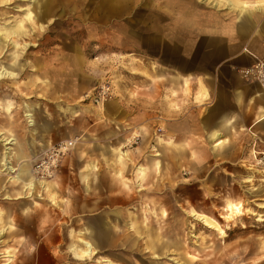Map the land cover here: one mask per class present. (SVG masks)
Instances as JSON below:
<instances>
[{"label":"rangeland","instance_id":"obj_1","mask_svg":"<svg viewBox=\"0 0 264 264\" xmlns=\"http://www.w3.org/2000/svg\"><path fill=\"white\" fill-rule=\"evenodd\" d=\"M178 1L190 2V17L184 18L178 13L180 18L174 19L167 11L156 9V4L159 6L162 0H109L106 14L103 0H0V71L3 66L10 68L11 55H16L12 68L16 75L12 78L0 77V128L15 139L16 145L7 147L19 148L23 160H27L18 162L19 157L14 150L10 152L16 153L10 158L11 165L17 168L19 163L29 164L30 174L36 179L32 169L46 150L42 151L45 146L49 148L61 141H75L83 135L90 137L99 117L98 107L85 99L104 81L112 85V99L119 101L122 107L121 115L114 123L118 128L123 126L120 130L122 144L111 146L120 148L119 153L127 152L133 160V165L128 163L123 170L125 180L135 177L134 167L141 165L147 154L154 153L151 146L156 144L157 137H170L168 126L171 123L180 129L175 137L177 142L188 140L192 149L201 150L198 142L204 138L206 131L200 129V122L195 116H189V120L181 123L172 122L171 111L175 109L180 117L183 113L195 115L205 111L206 101L202 108L195 106L199 105L193 100L198 85L190 84L186 93L178 82L172 91L170 79L179 74L174 71L178 66L198 65L203 52L199 44L207 40L211 43L219 41V20L227 23L228 31L234 32L235 13L225 8L215 9L205 0L201 1L208 3ZM216 5H219L217 0ZM23 9L30 10V20L23 17ZM21 20L25 35L4 34L7 28ZM255 34L250 43L258 42L264 52V39ZM235 37L236 41H228L227 55L232 59L227 64L235 67L234 72L242 83L251 86L248 95L244 96L245 104L248 98L264 88L257 80L242 77L244 74L241 71L264 64V56L251 62L243 55L237 57L247 37ZM14 41L18 43L16 47ZM205 52L206 55L212 54L208 50ZM129 54L141 61L143 69L149 72L155 70L157 77L145 80L142 76L132 75L130 68L133 67L127 58ZM38 78L46 79L47 86L38 82ZM140 99L146 100L147 104H140ZM156 100H159L157 107ZM27 107L31 110L34 125H29V119L25 117ZM255 110L250 111V105L244 107L243 114H246L247 120L240 129L235 125L237 133L228 138L230 145L238 146V150L243 148L237 156L227 161L213 157L201 162L192 160L191 166L188 165L189 153H185L183 160L163 159L164 165L176 166L172 175L173 184L169 182V176H152L143 184L144 191L133 189L131 197L136 204L129 202L131 193L125 189L127 185L124 184L123 188L120 179L112 175L113 169L120 168L115 163L113 151L100 154L102 166L97 161H85L94 162L99 174L110 172L112 176L109 177L114 180V197L124 200V210H138L141 208L138 203L146 199L147 204L152 202V198L166 201L163 208L168 214L161 220L157 215L147 221L155 228L161 227L162 241L167 246L159 244L156 254L146 249V236L136 249L129 251L130 258L126 257L128 250L123 248L102 249L92 259L80 263L100 264L109 258L110 262L118 264L120 258H126V261L121 259L122 264H137V258L138 262L140 260L138 264H264V123L249 127L257 118L258 114H253ZM99 131L106 134L107 129L104 130L102 125ZM132 131L139 135V141L127 147L125 140ZM80 140L63 157L51 178L40 180L56 182L60 198L71 199L75 206L83 196L76 181L81 164L75 163L74 154ZM157 147L159 152L169 155L166 148L158 144ZM3 148L0 142V210L3 214L0 264L6 262L7 255L11 256L10 264H43L42 260L46 257L38 254V248L43 244L31 247L32 244L27 243V240L33 242L27 238L28 227L45 237V246L51 249L58 264H77L70 241L76 240L80 231L84 232L79 230L82 226L79 221L85 218L77 215L82 212L74 209L71 214H65L58 210L55 189L37 186L28 196V191H23L21 185L11 181L14 175L3 171ZM251 150L255 151L251 153ZM188 166L190 170H186ZM39 201L50 211L47 221L42 220L40 224L32 219V224L27 225L26 218L29 217L21 210L33 213L40 207ZM9 202L19 203L21 209L13 207V220L9 216L10 210H2L10 208ZM228 204L240 205L242 215L229 216ZM192 211L211 220L217 228L205 227L202 221L197 220L198 216L192 217ZM16 229L21 231L17 233ZM54 235L60 240L58 245L50 240ZM141 236L144 237V234ZM130 237L133 241L135 234ZM75 248L79 250L81 244Z\"/></svg>","mask_w":264,"mask_h":264},{"label":"crops","instance_id":"obj_2","mask_svg":"<svg viewBox=\"0 0 264 264\" xmlns=\"http://www.w3.org/2000/svg\"><path fill=\"white\" fill-rule=\"evenodd\" d=\"M199 1L201 3L210 2V4L215 9L225 8L235 13V27L233 30L234 32H232L231 30L228 31L227 23L219 20V41L211 43L209 42V40H207V42L199 44L198 47H200V50L203 52L200 54L201 57L198 65H180L178 66L179 68L174 71L177 72V74H183L184 76H179V74L173 75L170 79L172 91L174 88H176L175 83L178 84V82L180 88L186 93H188L190 89V84L193 85L195 83L196 85H198V90L196 91V94H194L193 100L199 105L195 106H199L202 108L203 102L206 101L205 111L201 113H195V115L194 113H191L192 115L183 113V115L180 117V113L174 111L175 109L171 111L172 122L175 121L181 123L183 121H187V119L189 120V116L196 117V120L200 122V129L203 128L206 131V135L204 136V138H200L198 142V145H200L202 149L198 152L192 149V145H190V142L188 140L177 142L175 140V137L180 133V129L175 123H171L168 126L171 133L170 137L166 139L161 138L162 136L157 137L156 144L154 146H151V151L154 153L147 154L144 157L143 163L138 167L135 166L136 168L134 167L135 170L133 174L135 177H133L131 180H125L122 175L123 170L128 163L133 165V160L130 156H128L127 152L126 154L129 160L122 158L119 154L120 148L114 149L111 146L115 144H122L120 142V140L122 141V139H120V130L123 129V126L121 125V128H118V126L114 125V123H116L117 121L116 119L121 115L120 111L122 107L119 101H114V99H112L111 101H108V103H106L102 108H98L97 111L99 117H97V121L93 125L95 126V128L92 130V132H90V137L83 135L80 138L81 140L77 138L74 139L75 141L80 140L74 154L76 157L75 163L78 165L81 164V168L78 170L76 178L78 186L83 193V196H81V202L75 206L74 202H72L71 199L60 198L57 183H52L54 184L55 190H57L58 193L56 197V202L58 203L57 209L61 210V212L65 214H71L74 209L82 212V214H77L79 215L78 217L85 218L84 220L80 219L79 223H82V226L79 230L90 231L94 233L95 240L96 238L98 239L96 240V243L98 245V252L102 249L114 250L123 248L125 250H128L126 252H128L129 255H125L126 257L130 258L129 251H133L134 249H136L137 244L143 238L146 239L147 233L154 234L153 236H155V234L157 233L160 237L162 235V233L160 232L161 227L155 228L156 226L149 225L147 220L152 217L156 218L157 215H159V220H161L165 215L168 214L167 210L163 208L166 205V201L156 200L154 198L150 199L152 202H150L149 204H147V199L144 201H140L138 204L141 205V208H137L138 210H124V200L114 197V180L111 179L109 175H113L115 178L120 179V184L123 188H125L124 184L127 185L125 189L127 190V192L131 193L129 196V202L131 203L134 201L131 197V195L133 194V189L136 190L137 188V192L144 191L143 184L147 182L152 176H169V182L173 184L174 176L172 175L174 172L173 170L176 168V166L168 167L164 165L163 159L169 158L171 161H177L179 159L183 160L186 156L185 153H189L188 165L191 166L190 164H192V160L201 162L207 158L213 157L215 159L218 158L217 160L220 159L221 161H227L229 160V158L237 156L238 152H242L243 148H241V150H238V146L230 145L228 138H230L232 135H235L237 133L235 128H242V125L247 120L248 117L246 116V114H243V109L244 107H246V105H250V111L252 112L256 108L253 114H258L257 118H255V120L249 127L251 128L264 123V106H262L264 105V89H261L258 93H255L254 97L248 98L247 102L244 104V96L248 95V92H250L251 90V86L242 83L240 77H238L237 73L234 72L235 67L233 65L227 64L232 59L229 55H227L228 41H236L237 37L235 36H243L242 38L247 37V43L245 41L246 44H243L244 46L242 48V51L237 55V57L243 55V57L251 62L255 59H259L261 56H264L261 44H259L258 42L250 43L251 37L256 35L255 33H258L257 35L261 36V38L264 39V0H235L238 2H247L249 3V5L247 7H235L234 9H231L226 4L227 0H219V5L216 6H214L215 0H211L208 2H203L201 0ZM103 3L105 4L104 13L106 14L107 10L109 9V0H103ZM189 3L190 2L187 1L179 2L178 0H162V2L159 3V6L158 4H156L155 8L167 11L166 13H170V15L174 19L180 18L178 13H180L181 17L188 18L191 16V12L188 7ZM191 5H194V3H192ZM260 19H262V21ZM205 50H208V52H211L212 54L206 55L205 53L207 52H205ZM222 54L224 55V57L220 58L221 56H223ZM127 58H129L130 65L133 67L130 68V70H132V75L142 76L143 78H145V80H154L157 77L158 73L155 70L149 72L143 69L141 66V61L135 58L133 54H129ZM218 58H220V61L215 65L214 63ZM158 101L159 100L155 101V107H157V104H159ZM139 102L140 104H147L146 100L144 101V99H140ZM102 125L104 126V130L107 129L106 134L104 132V134H101V132L99 131V128L100 126L102 127ZM38 126L39 125H37V127ZM112 126H114V130L116 132L112 129ZM246 129L249 130V128ZM157 144L160 145L161 148H166L169 152V155H166L162 151L159 152V147H157ZM144 146L146 147V145ZM47 148L48 147L45 146L42 151ZM15 149V152L17 151L19 155H22L19 148L16 147ZM209 150L210 152H208ZM109 151H113L116 157L115 163L120 166L119 169H113L114 171H112V175L110 174V172L108 174V171H106L107 174H99V169L94 162H85L90 159L91 161H97V163H100V165L102 166V158L100 154L104 155ZM253 151L255 150H251V153ZM30 153L28 156L29 158L31 155ZM23 159L24 158L22 156L19 157L18 162H21ZM154 159H157L159 161L157 167H153V165H151ZM108 164L109 162H107V165ZM141 166H151L149 172L146 175V178L144 179H139L136 175L137 169ZM189 166L186 168V170L191 169ZM133 203L136 204V202ZM9 206L10 208L1 209L4 211L10 210L9 216L13 220V207H16L19 210L21 209L19 203L17 202H9ZM50 207L51 206L49 205V208ZM40 208H42V210H40ZM29 212L24 213L21 210V213L25 215L27 214L29 217L26 218L27 225L32 224V219L35 220V223L37 222L41 224L42 220V222H46V216H49L48 213L50 211L48 208L46 209V207H43V205L41 204L40 207H37V211L33 213ZM9 225L11 226L12 224ZM121 229L126 230L121 231ZM20 231L17 230V233ZM23 231L25 230H22V232ZM74 231L77 232V230ZM26 232L29 235L27 236V238L33 241L31 242L30 240H27V243L32 244L31 247H36V244H41L42 242L43 246H39L40 248H38V254L46 257L44 260H42L43 264L59 263V261L55 259V256L51 253V249L49 250V248L45 246L46 242L44 236L38 235L36 231L34 232V230L29 229V227ZM130 234H135V239L133 241L130 237ZM141 234H144V237H142ZM147 239L146 249L153 251ZM162 239L163 236L159 241L160 243H156V249L154 251L156 254L157 246L159 244L162 246L165 245V243L162 242ZM50 240L54 245H58L60 242V240L56 238L55 235L53 236V239ZM26 246L29 247V245ZM140 251L141 250H139V252ZM121 259L125 260L126 258H120V262H118V264H122ZM136 259L135 261L138 264L140 260L138 262V260ZM75 261L77 262V264H81V260L79 261V259H75ZM127 263L132 264L130 262ZM100 264L107 263L102 261Z\"/></svg>","mask_w":264,"mask_h":264},{"label":"bare ground","instance_id":"obj_3","mask_svg":"<svg viewBox=\"0 0 264 264\" xmlns=\"http://www.w3.org/2000/svg\"><path fill=\"white\" fill-rule=\"evenodd\" d=\"M35 0H33L34 2ZM209 1V0H206ZM219 1V0H217ZM226 4L231 8L234 9L235 7H247L249 5V3L247 2H238V1H233V0H227ZM25 11L24 14V18L27 20L31 19V12L29 9H23ZM5 35L7 34H13L16 36H21V35H25L26 32L23 29L22 26V20L15 23L11 28H7L6 31L4 32ZM13 44L15 45V47L17 46V42L14 41ZM10 65L9 67L11 68H6L5 66H3V69H1L0 71V77L2 76H6V77H14L16 74L14 71H12V68L14 67L15 63H16V55H11V59L9 60ZM2 65V64H1ZM7 65V64H6ZM259 65L257 64L255 65V67H257V69H259ZM254 67L251 68H245L243 71H241V74H248L250 72H253ZM262 77H264V72H261ZM245 77V75L243 76ZM38 82H40L42 85L47 86L48 81L46 79H40L38 78L37 80ZM262 82L260 83L261 87L264 88V80H261ZM30 109L27 107L26 108V113H25V117H27L29 119V125H34V119H32V114L30 113ZM137 135L136 132H131L130 133V137L127 140H130L132 138H134V136ZM14 137L12 136V134H7L5 131H3L0 128V142L2 143V145L4 146V155H3V159H2V163L1 166L4 168L3 171L7 174V175H11L13 174L14 176H11V181H13L15 184L21 185V189L24 191H28V196L32 195V191L37 187V186H41L42 189L43 188H47L48 190H53L55 189L54 184L52 183H46L44 181H40L37 180L35 178H33L30 174V165L29 164H19L17 168H14V166L11 165L10 163V158H12V156H16V153H10L11 151L16 150L15 148L12 147H7V146H13L16 145V143L14 142ZM122 148V147H121ZM17 152V151H16ZM120 156L126 160H129L127 158V154L126 152H120L119 153ZM18 157H21V154L19 155L17 153ZM158 156V155H157ZM23 162H27V160H22L21 163ZM159 164V161L157 159H154L152 161L153 167H157ZM147 170H149V166H141L137 169V177L139 179H144V177L146 176ZM138 181V180H137ZM140 185V184H139ZM228 211H229V216L231 215H242V210L243 208L240 205H235V204H228L227 205ZM2 212L0 210V223L2 221ZM198 216L199 221H202L205 227L208 228H217L216 225H214V223L211 220H208V218L204 217V216H200L199 214H197L196 212L192 211V217H196ZM148 227V226H147ZM219 232L222 236H224V232L219 229ZM154 234L151 233H147V237H148V241L149 244L151 245V249L153 250V252L156 249V243H160L159 241L161 240V237L159 236V234H155V236H153ZM122 238V237H121ZM96 240H98L96 238ZM95 240V235L94 233L90 232V231H80L79 232V236H77L76 240H71L70 241V247L74 248L73 254L77 257V259H81V261L86 260V259H92L98 252V245L96 243ZM98 242V241H97ZM163 242V241H162ZM78 244H81V247L79 250H76V246ZM7 260H5L6 262L3 264H10L11 263V259H10V255H7ZM80 261V260H79ZM105 263L107 264H113L112 262H110L108 259L104 260Z\"/></svg>","mask_w":264,"mask_h":264},{"label":"built area","instance_id":"obj_4","mask_svg":"<svg viewBox=\"0 0 264 264\" xmlns=\"http://www.w3.org/2000/svg\"><path fill=\"white\" fill-rule=\"evenodd\" d=\"M254 71L248 74H244L245 77H248L251 80H257L261 83V80H264L261 72H264V64L260 63L259 69L254 66ZM113 96V87L108 81L100 83L93 91L86 95V99L90 101L93 105L98 108H102L105 103L112 99ZM139 141V135H135L134 138L130 140H125V146H133ZM76 141H61L49 148H47L42 155L37 159L32 171L34 177L39 180L51 178L52 173L55 171L61 160L69 152L72 151L75 146Z\"/></svg>","mask_w":264,"mask_h":264}]
</instances>
